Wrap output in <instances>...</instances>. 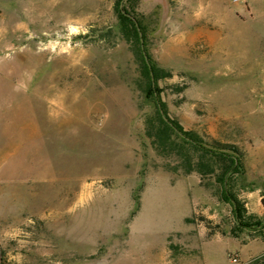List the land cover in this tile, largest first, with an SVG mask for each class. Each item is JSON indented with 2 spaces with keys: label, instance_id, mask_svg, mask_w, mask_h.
<instances>
[{
  "label": "rangeland",
  "instance_id": "obj_1",
  "mask_svg": "<svg viewBox=\"0 0 264 264\" xmlns=\"http://www.w3.org/2000/svg\"><path fill=\"white\" fill-rule=\"evenodd\" d=\"M120 2L0 0V264H240L203 241L264 237L223 198L264 206V0H126L136 34Z\"/></svg>",
  "mask_w": 264,
  "mask_h": 264
},
{
  "label": "crops",
  "instance_id": "obj_2",
  "mask_svg": "<svg viewBox=\"0 0 264 264\" xmlns=\"http://www.w3.org/2000/svg\"><path fill=\"white\" fill-rule=\"evenodd\" d=\"M244 203L246 207L247 216H254L257 218L264 213V206L262 205V201L260 200V198L255 199L251 202L244 201ZM191 214H192V210L186 217L190 216ZM186 217H184L183 220ZM240 235H243V233ZM222 237L232 238L238 241V243L240 244V249H239L240 253L236 255L235 263L253 264L255 260L264 256V237L263 236H255L253 238L243 241L242 236H237V237L232 236L231 237L226 234H219L216 232L210 237H207V239H205L202 244L207 243L211 239L222 238Z\"/></svg>",
  "mask_w": 264,
  "mask_h": 264
},
{
  "label": "trees",
  "instance_id": "obj_3",
  "mask_svg": "<svg viewBox=\"0 0 264 264\" xmlns=\"http://www.w3.org/2000/svg\"><path fill=\"white\" fill-rule=\"evenodd\" d=\"M119 10H120V13H121V15H120L121 18H123L124 21L128 22L132 26L133 31L136 34V30L134 28L135 26L132 23V21H131L130 17L128 16V14H126L125 8L122 6L121 9L119 8ZM151 69H152V73L154 74V76H156L154 68L151 67ZM149 70L150 69L147 67V64L145 63V61H143V71H144L145 75L147 76V78H149V83H148V86H147V94L149 96H154L155 93H156V87L150 81ZM157 114L159 115L158 112H157ZM161 122L164 123L162 120H161ZM172 125L174 126V128H175V130L177 132L182 133V129L177 124L173 123ZM184 136H186V134H184ZM184 143L187 144V145H190L193 149H196V148L200 147V149H202V150H204V151H206L208 153H211V151H209V149H207V147L202 145L201 142L198 143L197 139L194 138V137H187V139H184ZM238 168H239V165L237 163L236 165L233 164V167H229L228 169L221 168V171H222L223 174H225L227 172L231 173V172H233L234 169L236 170ZM223 198H224V200L227 203H229L232 206L233 215H234L236 221H238L240 223L242 221V218H243L242 214H244V215L246 214V211H245L244 207L240 204V202L238 201V199L235 196L227 193L225 190L223 191ZM257 224H263L264 225V220H258ZM253 264H264V256L259 258V259H257V260H255Z\"/></svg>",
  "mask_w": 264,
  "mask_h": 264
},
{
  "label": "water",
  "instance_id": "obj_4",
  "mask_svg": "<svg viewBox=\"0 0 264 264\" xmlns=\"http://www.w3.org/2000/svg\"><path fill=\"white\" fill-rule=\"evenodd\" d=\"M124 1H125V0H121L120 5H119V8H120V9L122 8V4H123ZM135 24H136V23H135ZM136 26H137V24H136Z\"/></svg>",
  "mask_w": 264,
  "mask_h": 264
},
{
  "label": "built area",
  "instance_id": "obj_5",
  "mask_svg": "<svg viewBox=\"0 0 264 264\" xmlns=\"http://www.w3.org/2000/svg\"><path fill=\"white\" fill-rule=\"evenodd\" d=\"M230 260H231L233 263L236 262V259H235V258H231Z\"/></svg>",
  "mask_w": 264,
  "mask_h": 264
}]
</instances>
